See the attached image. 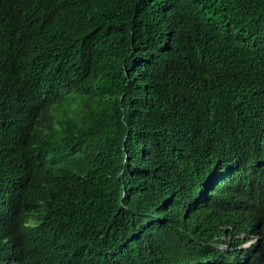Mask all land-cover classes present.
I'll return each instance as SVG.
<instances>
[{
  "label": "trees",
  "instance_id": "obj_1",
  "mask_svg": "<svg viewBox=\"0 0 264 264\" xmlns=\"http://www.w3.org/2000/svg\"><path fill=\"white\" fill-rule=\"evenodd\" d=\"M57 1L67 9L62 42L74 50L60 67L97 95L74 121L39 124L1 120L24 102L47 104L61 75L49 63L22 73L18 9L0 0V130L37 142L73 178L61 184L59 212L43 206L39 233L65 237L73 264H240L210 246L234 222L231 205L191 219L180 197L162 194H180L178 171H198L196 150L260 107L264 0ZM5 175L0 168V264H26L24 241L8 227Z\"/></svg>",
  "mask_w": 264,
  "mask_h": 264
},
{
  "label": "clouds",
  "instance_id": "obj_2",
  "mask_svg": "<svg viewBox=\"0 0 264 264\" xmlns=\"http://www.w3.org/2000/svg\"><path fill=\"white\" fill-rule=\"evenodd\" d=\"M10 1L19 13L16 50L22 73H40V66L49 63L56 66L61 77L51 86L47 104L24 102L1 121L10 123L27 118L39 124L49 120L74 121L79 104L97 94L86 88L84 78L70 73L66 66L60 67L61 60L74 52L70 41L62 42L67 9L57 0ZM56 51L61 53L60 57ZM258 100L257 112L246 117L242 125L215 135L209 147L196 150L200 154L197 172L179 169L180 194L176 191L162 194L170 199L180 197V208L191 219L221 211L222 205H231L234 222L222 227L224 233L218 232L210 246L222 250L220 256L238 258L240 264H264V90ZM1 143H13L7 153L0 150V168L9 180L6 196L11 199L12 213L8 227L24 241L26 264H73L60 248L65 237L44 239L38 221L46 212L43 206L59 212V202L64 200L61 184L73 179L71 171L52 161L46 148H40L37 142L26 143L21 135L0 130ZM8 153L17 160L11 163L6 158ZM68 249L67 245L66 252L70 255ZM84 255L78 256L80 262ZM207 264L228 262L216 257Z\"/></svg>",
  "mask_w": 264,
  "mask_h": 264
},
{
  "label": "bare ground",
  "instance_id": "obj_3",
  "mask_svg": "<svg viewBox=\"0 0 264 264\" xmlns=\"http://www.w3.org/2000/svg\"><path fill=\"white\" fill-rule=\"evenodd\" d=\"M244 205H242V207H243ZM221 232V231H220Z\"/></svg>",
  "mask_w": 264,
  "mask_h": 264
}]
</instances>
